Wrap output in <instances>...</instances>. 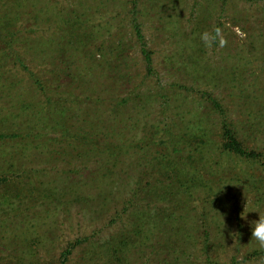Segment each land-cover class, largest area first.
<instances>
[{
  "label": "rangeland",
  "instance_id": "1",
  "mask_svg": "<svg viewBox=\"0 0 264 264\" xmlns=\"http://www.w3.org/2000/svg\"><path fill=\"white\" fill-rule=\"evenodd\" d=\"M214 29L223 47L199 38ZM210 98L262 155L212 147L183 205L197 153L169 132L217 126ZM0 133V264H264V0H0Z\"/></svg>",
  "mask_w": 264,
  "mask_h": 264
},
{
  "label": "trees",
  "instance_id": "2",
  "mask_svg": "<svg viewBox=\"0 0 264 264\" xmlns=\"http://www.w3.org/2000/svg\"><path fill=\"white\" fill-rule=\"evenodd\" d=\"M137 1L138 0H131L133 7L135 8L137 6ZM135 32L136 35L138 37V39L140 40L141 43V51L144 57V61H145V66L147 69L148 73H152L153 70V59L151 57V51L149 49L146 48V44L144 41V35L142 33L141 27L139 22H135ZM31 78L33 79L34 82L38 83L39 82V78L37 77L36 73L32 71V73H30ZM39 83L42 84V82L40 81ZM45 87V86H44ZM211 99V98H210ZM211 102L213 104L214 108H219L220 109V114H221V120L220 122H218L217 126L214 125L213 123H211V127H209L205 121H202V117L205 116V114H202L201 116V120L198 121L200 122L198 125H196L195 127L192 128V130L190 132L185 133L182 136H178L175 132L170 131V139L172 144L174 146H177V148L173 149L172 151L174 152H180L183 151V148H191L195 151V153H197V160L196 163L194 165L193 169H184L183 174H182V179L184 180L183 183L190 184L185 190H184V196H183V205L187 204L190 199H191V191L192 190H196L199 191V189L197 188L198 185H202L204 186V183L206 180H208V177L206 176V174H208V172L205 170V164L206 161L209 159L208 158V152L210 153V157L213 156V151H212V147H216L215 149L217 150V152L219 153V155H223V154H227V155H234L237 156L245 161L248 162H252V161H256L257 159H259V157L262 155L260 152H257L254 148L249 147L246 144V141L242 138L243 134H241V131L239 129V126L237 125V123L234 121L233 118H229L230 116L227 115V111L226 109H222L221 104L215 99L212 98ZM28 121L27 124L25 123V120L22 121V119L20 121H18L17 125L20 129V133H22V135L24 136V138H28L32 139L34 136H36L37 134L35 133H29L28 128H30L32 126L33 123H36L35 120H31V118H26ZM30 121H31V125H30ZM39 122L41 124L44 123V120L42 118H39ZM26 126H29L28 128H26ZM216 128V130L218 129V140L216 142L212 141V139L210 138L212 131ZM3 135H6L4 133H0V137H3ZM21 135V134H20ZM15 136V134H14ZM172 151L170 152H165V155H171V153H173ZM218 155V156H219ZM164 156V155H163ZM161 159L164 160V158L162 157ZM203 160V161H202ZM171 163V161H169ZM175 170H172L168 173H172L171 177H175ZM177 173V172H176ZM144 178H141V181L143 182ZM175 183V182H174ZM172 184V182L166 183L165 185L162 186V190L166 189V192L168 193H172L173 190L170 191V185ZM139 188V189H138ZM136 192L134 193V195H136L137 197V201L139 202L142 195V191L144 190L142 187H137L135 188ZM201 189V188H200ZM204 190V189H203ZM156 191L157 194L160 193V187L157 186L156 187ZM155 191V192H156ZM154 193V192H153ZM135 198V196H134ZM131 201L133 200H127L126 203L128 202L129 204H131ZM134 202V201H133ZM127 205V204H126ZM138 214V213H135ZM190 216L189 212H184L183 214H179L178 217V221L180 223H184L185 220ZM187 217V218H186ZM191 217V216H190ZM138 218H141V215H138ZM118 243L121 242V239L116 240ZM121 245V246H120ZM120 247L124 250L127 251V249L130 251L131 246L130 245H125L124 242L120 243ZM71 253V247H68L64 252H63V257L67 259L68 254ZM116 259L118 258V256L115 257ZM65 261V259H64ZM63 261V262H64ZM122 261H124V264H129V257L128 254H125V252L123 253V259Z\"/></svg>",
  "mask_w": 264,
  "mask_h": 264
},
{
  "label": "clouds",
  "instance_id": "3",
  "mask_svg": "<svg viewBox=\"0 0 264 264\" xmlns=\"http://www.w3.org/2000/svg\"><path fill=\"white\" fill-rule=\"evenodd\" d=\"M199 38L205 47H211L214 43L218 42L220 47L226 44V40L221 36L218 29H214L212 32L203 31L199 34ZM255 210V209H254ZM259 218L249 222V227L251 229V239L255 242V247L258 251L264 252V213L259 212ZM246 213L241 215L242 218L246 219ZM242 260V257L238 258V261ZM264 261V256L261 257Z\"/></svg>",
  "mask_w": 264,
  "mask_h": 264
}]
</instances>
